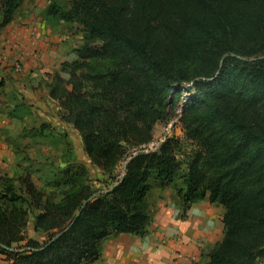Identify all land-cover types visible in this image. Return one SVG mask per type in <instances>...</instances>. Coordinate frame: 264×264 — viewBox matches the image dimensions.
<instances>
[{"label":"trees","instance_id":"16d2710c","mask_svg":"<svg viewBox=\"0 0 264 264\" xmlns=\"http://www.w3.org/2000/svg\"><path fill=\"white\" fill-rule=\"evenodd\" d=\"M24 1L0 0V35ZM44 15L82 31L74 58L46 82L48 99L104 175L129 158L103 191L92 189L87 166L75 161L43 189L29 171L0 175L5 263L92 264L107 239L145 236L151 189L172 186L182 215L203 200L224 210L223 238L193 264H259L264 0H49ZM176 111L182 136L144 150L156 124ZM30 215L42 241L25 234Z\"/></svg>","mask_w":264,"mask_h":264},{"label":"rangeland","instance_id":"374dc122","mask_svg":"<svg viewBox=\"0 0 264 264\" xmlns=\"http://www.w3.org/2000/svg\"><path fill=\"white\" fill-rule=\"evenodd\" d=\"M57 1L62 5L68 3V0ZM48 2L49 0H25L16 11L13 21L0 35V136L11 145L14 155L6 167L10 169L11 174L31 172L35 184L43 189L45 180L75 161L87 166L92 189L103 191L123 174V163L118 165L111 178L91 165L83 151L78 132L60 118L59 107L46 96L47 79L44 76L49 80L62 61L74 58L73 49L82 43V31L78 25L45 17L44 10ZM30 52L37 67L33 66L28 70L32 66L24 68L26 62L23 57L26 58ZM43 62L46 64H42ZM32 72L34 74H29L30 80H23L26 82L22 85L24 90L17 94L14 90L15 81L18 80L14 78L16 74ZM10 73L15 76L6 78ZM7 85L10 90L5 92L9 89ZM177 114L178 111L171 115L170 120L156 124L153 143L167 135L182 136ZM44 124L48 127L38 130ZM151 144L145 150L156 149ZM190 148V143L185 142L182 151H188ZM131 152L135 151L132 149ZM3 164L5 161L0 157V166ZM148 204L152 211V220L147 233L153 224L154 214L164 207L172 208L175 219H180L185 228L190 229V232L185 234L189 237L178 235L171 240H174L175 244L178 242L192 246L197 254L191 258V264L204 261L205 254L223 238L224 210L220 204L197 201L182 215L179 198L172 186L164 189L153 186L148 196ZM32 218L31 215L28 218L25 234L42 241L45 234L33 230ZM128 239H134V236L111 237L104 242L102 252L111 253L117 244ZM176 253L178 257L180 252ZM5 262V257L0 255V264H6ZM259 264H264V258Z\"/></svg>","mask_w":264,"mask_h":264},{"label":"crops","instance_id":"0c3cea01","mask_svg":"<svg viewBox=\"0 0 264 264\" xmlns=\"http://www.w3.org/2000/svg\"><path fill=\"white\" fill-rule=\"evenodd\" d=\"M23 60L26 62L25 65H23L24 68L27 69L32 66L28 69L31 70L33 66L34 68L37 67L35 65V60L31 59V52L30 54L28 53L26 58L23 57ZM42 64L46 63L43 62ZM42 70L45 71L46 69ZM29 74L34 73L16 74V76L10 73L9 75H6V78L14 76V78H18V80L15 81L14 90L19 94L24 90L22 85L26 82H23V80L27 81L31 79V75ZM44 77L49 81L46 76ZM7 87L9 89L5 90V92L10 90V86L7 85ZM46 96L48 98L47 94ZM6 142L7 141L4 140V137L0 136V157L5 161V164L0 166V175H12L10 173L11 171H9L10 169L6 166H8V163L13 160L14 155L11 151V145ZM186 230L187 227L185 228V224L180 219H175L172 208H160L154 214L153 224L150 227L149 233L143 237L131 234H120L119 236H134V239H128V241L117 244L111 253L103 251L101 258L92 264H191V258H194L193 256L197 254V252L192 246H186L185 244L181 245V243L178 242L175 244L173 242L174 240H171L178 235L189 237L185 234L186 232L189 233L190 229ZM183 241L186 242L185 240ZM176 251L180 252L178 257Z\"/></svg>","mask_w":264,"mask_h":264},{"label":"built area","instance_id":"2783aa9c","mask_svg":"<svg viewBox=\"0 0 264 264\" xmlns=\"http://www.w3.org/2000/svg\"><path fill=\"white\" fill-rule=\"evenodd\" d=\"M163 139H164V138H163ZM163 139H160V140H159L158 142H156V143H153V142H152V144H151V143H150V144H151V145H154V146L157 148V146L163 141ZM150 144H148V145L145 146L144 148L149 147ZM144 150H145V149H144ZM146 151H147V150H146ZM128 158H129V157H127L126 159L123 160V162H122L123 165H124V163H126V161L128 160Z\"/></svg>","mask_w":264,"mask_h":264},{"label":"water","instance_id":"95a60500","mask_svg":"<svg viewBox=\"0 0 264 264\" xmlns=\"http://www.w3.org/2000/svg\"><path fill=\"white\" fill-rule=\"evenodd\" d=\"M124 167H125V164H124ZM97 194V193H96ZM96 194H93L91 197H89L82 205V207L89 201L91 200L92 198H94L96 196ZM78 214V213H77ZM10 250H12L11 248H9Z\"/></svg>","mask_w":264,"mask_h":264}]
</instances>
